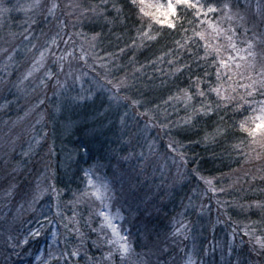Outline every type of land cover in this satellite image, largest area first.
<instances>
[{
	"label": "snow or ice",
	"instance_id": "snow-or-ice-1",
	"mask_svg": "<svg viewBox=\"0 0 264 264\" xmlns=\"http://www.w3.org/2000/svg\"><path fill=\"white\" fill-rule=\"evenodd\" d=\"M109 5H111V11H109ZM126 9L138 17L137 22L141 25L136 29V35L129 37L131 44L125 42L126 47L135 48L152 41L158 43V37L163 29L172 31L181 29L184 32V38L174 41L176 51L169 49L157 59L163 60L166 56H176L180 50L189 51L195 47L197 49L196 59L207 67L200 74L193 72L190 65L181 64L178 59L167 60V63L173 66V71L179 75L182 76L185 71L189 73L186 85H177L176 92L171 93L164 101L165 104L181 108L184 112V116L176 121L167 117L161 119L153 109H145L144 112H140L139 109L143 105L139 99L135 96H120L121 91H130L135 87L134 84L128 83L127 79H119L115 83L113 80H107V84L116 89V94L109 97L106 107L101 103V108L104 110L98 109L97 115L107 117L111 109V100L122 99L127 101L125 107L132 110L134 117H143L147 121L143 128L140 127L138 120L134 127H130L128 121L134 117H130L128 111L119 115L120 128L122 129L119 141L127 146V150L125 155L116 156L115 159L118 163L120 161L124 163L131 160L140 161L143 167L137 176H129L128 180L122 184L120 191L116 190L114 183L106 179L102 180L95 175L103 168L102 163L97 162L87 170L81 169L86 187L76 197V203L89 204V217L85 220V227L96 234L97 238L93 244L102 253L99 257L88 256L86 264H206L204 257L207 255V248L204 245L197 248L196 224L187 219L186 212L178 213L179 219L175 216L172 218L171 232V242L175 243L179 240L184 247L180 248V244H176V247L184 255L179 256V259L173 256L169 260L165 257L175 249L170 247L168 233L162 235L148 227L147 223L142 230L144 242L140 245L141 248H146L147 252L136 251L133 246L134 233L131 231V227L128 229L123 227L124 224L129 223L123 215L124 205L128 204L129 199L138 198L136 182L139 175L148 166H152L154 171L161 175L175 168V174L170 177L173 184L180 183L184 179L181 169L187 165L188 158L186 146L180 140L175 139L180 132L187 133L195 130L196 136H200L203 131L201 139L193 141L189 138L190 143L206 144L209 141L219 142L220 139H224L232 141L229 147L233 150L243 151L244 146L251 148L254 145H259L261 149H264V0H258L256 5H253L252 0H243L242 6L234 5L232 0H216V2L213 0H163V2L161 0H99L98 3H87L85 0H32L26 8L21 7L20 9L32 13L25 22L27 26L24 29V39L29 38L28 34L31 33L33 25L37 23L35 19L37 14L44 18L45 23H48L49 19L56 22V34L50 41L46 40L40 48L32 45V48L36 49L39 54L38 56L33 54L31 67L22 73L17 81H4L0 78V85L6 88L11 85L19 89L25 81L32 78L38 81L37 87L50 89L54 95H59L60 90L67 86V79H71L73 83L81 81L83 74H76L79 63L87 65L89 59L94 58L100 63L93 64V68L107 69L108 59L117 53H108L106 57H100L95 53L96 47L104 40L103 34L94 32L88 36L82 32H73L68 29L78 27L80 21L90 17L102 18L106 23L117 24L121 21V17L127 19ZM12 10L5 6V0H0V13H10ZM113 12L115 16H112ZM185 13L192 15L197 22L190 36L188 29L184 28L182 19ZM156 25L160 27L155 28ZM137 41H140L139 45ZM61 44L64 45L63 49L60 48ZM201 45L203 56L199 55ZM119 51L124 53L125 49L120 48ZM209 57H211L210 63ZM4 67L6 70L8 66ZM35 73L40 75L36 76ZM61 76L66 77L65 81H61ZM234 77L238 79L234 80ZM229 81L232 84H229ZM233 84L236 86L233 87ZM238 88L244 89V94L239 95V99L235 95ZM81 92L84 94L79 99L93 100L91 89L85 91L82 84ZM213 94L216 97L215 100H212ZM37 99L38 104L34 107L38 109L45 104V99L39 97ZM229 105H233L234 113H241L243 110V113L246 114L231 125L225 123L224 118L220 117V121L212 127L211 131L198 128L204 118L211 120L214 115L218 114L222 106L224 111H227ZM52 118V114L49 113V119ZM42 121L43 115H40V118L32 125L31 130L35 134L27 141L26 147L21 143L18 135L12 134V126L15 122H12V125H7L8 134L0 138V176L4 177L3 183H0V202H4L7 207L13 197L18 198V201H23L24 203H20L16 209L17 213L23 209L25 203L31 209L42 203L45 197L52 200L60 199L61 190L52 182L54 177L50 174L48 165H45V170L33 165V171L29 173L31 179L26 182L27 187L18 182L23 178L20 165L26 164L34 154L39 155L40 150L47 144L48 133L44 131L46 125L42 124ZM36 125H41L39 130ZM150 126L158 129L157 137L149 139L145 135ZM173 128L176 129L175 132L172 131ZM160 133L169 136L166 144L157 143ZM161 147L165 149L163 153L160 151ZM18 150L19 156L15 155ZM75 153L76 155L86 154L87 147L85 145L78 146ZM48 154H52L50 147ZM72 155L71 152L68 154L69 160L72 159ZM93 176H95V182ZM198 178L202 179L207 186L206 192L210 191L213 195L216 194L212 180ZM220 191L223 192V189ZM260 192V196L254 200L240 205L242 209L258 210L259 222L245 225L239 230L243 234L241 239L247 237V241L243 243L239 253H236L235 248L229 244L227 264H264V188ZM121 197H124L123 203ZM140 199L142 200V198ZM96 202H99L98 208L93 207ZM216 203L219 206L224 202L217 200ZM128 207L130 209L131 205ZM185 207H194L191 198ZM206 207L207 205L201 203V213ZM112 209L115 211L113 212ZM56 214L67 221L64 225L65 228L69 229V225H71L69 230H74L82 240L81 245L73 247L71 250L65 249L57 257V264H61V261L62 264H73V261L78 264L84 233L79 227L80 221L77 218L75 206L72 217H63L59 210ZM93 216L99 219V223L95 227H93ZM12 219H18V215L14 214ZM116 220L121 221V224L115 223ZM45 221L51 224V220L47 216L43 220L37 217L34 222L39 225L38 228L29 227L27 231L17 230L15 236L9 232L5 243L15 252L17 247L28 244L29 238H38L41 235ZM22 223H31V221H22ZM236 235L237 229H233L231 233L233 240ZM187 241H192L191 249L188 248ZM233 254H236L234 261ZM49 255L51 256V253ZM193 256L199 257V261L194 260ZM43 264H48V261H43Z\"/></svg>",
	"mask_w": 264,
	"mask_h": 264
},
{
	"label": "trees",
	"instance_id": "trees-1",
	"mask_svg": "<svg viewBox=\"0 0 264 264\" xmlns=\"http://www.w3.org/2000/svg\"><path fill=\"white\" fill-rule=\"evenodd\" d=\"M85 2L98 3L99 0H85ZM213 2H216V0H213ZM232 3L234 5L240 4L241 6L243 4L242 0H232ZM109 11H111V5H109ZM125 15L127 16V19L121 17V21L117 24L106 23L102 18L90 17L80 21L78 27L70 28L73 32L79 31L88 36H91L94 32L102 33L104 40L95 49V53L100 57H106L108 53H117V55L108 59L107 69L100 67L93 68V64L98 65L100 63V61H97L94 58L89 59L86 67L95 77L106 83L107 80H113L115 83L116 80L127 79L128 83L134 84L135 87L130 91H121L119 93L120 96H135L139 99L143 105L139 109L140 112H144L145 109H153L155 113L159 114L161 119L167 117L172 121H176L184 116V112L181 108H175L165 104L164 101L167 100L171 93L176 92L177 85H186V82L189 79V73L185 71L182 76L179 75V73L173 71V66L169 65L167 60L178 59L181 64L190 65L193 72L200 74H202L203 69L207 67V65L200 64L196 59L195 52L197 49L195 47L191 48L189 51L180 50L177 52L176 56H166L163 60L157 59V57L168 52L169 49L176 51L174 41H180L184 38V32L181 29L176 31L163 29L158 37V43L152 41L135 48L126 47L125 42L131 44L129 37L135 36L136 29L141 25L137 22L138 17H136L134 13L129 12L126 9ZM112 16H115L114 12L112 13ZM73 19L75 18L73 17ZM109 19H111V17H109ZM182 19L184 20V28L188 29V35H192V31L197 23L194 17L185 13ZM36 22L37 23L33 25L31 32L38 36L39 44L43 41V34H46L47 32H45L46 27L43 25L44 18L40 14H38ZM154 27L159 28L160 26L156 25ZM20 36L23 37V32L20 33ZM24 40L21 42L23 44V50H30V45L25 46L26 41ZM32 42L33 41L29 39L28 43ZM137 44L139 45L140 41H137ZM120 48L125 49L124 53H120ZM12 52L13 59L2 66L0 69V78L4 81L11 80L15 82L25 71L23 60L28 58L31 60V55L26 54L25 56L17 58L19 51L14 52V50H12ZM190 52L192 53L191 55ZM199 55H204L202 45L199 48ZM210 62L211 57H209V63ZM19 64L21 65L19 66ZM5 65L10 66L9 72L1 75L4 72ZM18 66L21 67V73ZM15 67H17L16 70ZM137 69H139V71H136ZM177 77H179V79H177ZM214 79L215 77L213 75V80ZM236 79L238 78L234 77V80ZM228 83L232 84L231 81ZM107 85L116 94V89L112 88L109 84ZM232 86L235 87L236 85L233 84ZM27 87V81H25L23 87H20L19 89L12 87L11 85L7 88L0 85V97H3L5 101L9 103L10 109L7 115L2 114L3 111L0 110V138H3L8 134L7 125H12V122L16 121L14 126H12V134L18 135L21 143H23L25 147L27 146V141H29L35 134L31 130L32 125L34 124L33 122H36L40 118V116L36 117L33 115L30 116L29 119L24 117L19 118L21 116L19 115L20 111L22 112L23 107L26 108L29 104L26 95H24L28 92ZM21 88H24V90H21ZM51 92L50 89H46L44 92L39 93V97L41 98L43 96L41 99H45V104L36 110L40 111L42 113L41 115H43V121L41 123L46 125L44 131L48 133L47 144L40 150L39 155L34 154L32 159L26 164L20 165L23 171V178L18 182L27 187L26 182L31 179L29 173L33 171V165H37L38 167L43 165L50 166V173L54 177L52 182L61 190V195L59 200H52L45 197L43 202L39 203L40 209L44 207V205H50L53 219L56 221L59 230L58 254L52 261L48 262V264H57V257H59L65 249L71 250V248L79 246L82 243L81 237L74 230H69L72 226L69 225V229H66L64 225L67 221L56 214L59 210L63 217H72L74 206L77 218L80 221L79 227L81 232L84 233L83 246L81 248V256L78 258V264H86V258L88 256L99 257L102 253L93 244V241L97 238L96 234L92 233L87 227H85V220L89 217V204L83 202L76 203V197L79 196L81 190L84 189L81 177L80 175L64 174L59 167L62 148L58 143L62 138L56 134L58 129L57 124L59 123L57 122L58 118H56V121L49 119V113L53 114L52 105L55 102L54 97H56V95H51ZM242 94H244V89L238 88L237 93L235 94L237 99H239V95ZM257 98L259 99L260 97ZM215 99L216 97L213 94L212 100ZM125 102L127 104V101ZM244 114L246 113H243V110H241V113H234L233 105H229L227 111H224L222 106L218 114L214 115L211 120L204 118V120L199 123L198 128L204 131H211L212 127L220 121V117L224 118L225 123L231 125L233 122L242 119ZM137 119L143 123L147 122L143 117H137ZM40 127L41 125H36L37 130H39ZM152 128L157 135L158 129L154 127ZM81 131L76 130L75 135ZM172 131L175 132L176 129L173 128ZM120 135L121 133L118 135V139L113 138V132L110 131L109 136H107L106 139L104 138V142L108 145V149L98 155V161L100 163H102V161L107 162L111 167L117 163L115 157L119 154V147L121 149L123 148V144L119 141ZM169 135H171V133H169ZM103 136L104 134L102 131L100 137L103 138ZM202 136L203 131L200 133V136H196L194 130L187 133L180 132L179 135L175 137V139L180 140L181 143L186 146V156L188 158L185 178L178 183L180 185L179 188L175 186L171 191L165 193V188L159 186L162 189V192L158 195V192L155 190L156 188L154 186L152 187L154 181L147 180L144 184L145 190L137 193L138 198L129 199L128 204L124 205L125 208H128V205H130L131 202H138V208L133 217L135 220L134 222H131L130 220L131 231L133 232L134 228L137 229L133 236V246L136 251L144 250L140 245L144 242L142 230L145 223H147L148 227L160 232L162 235L168 233L170 247L175 249V251H171L169 255L165 257L166 259L170 260L173 256H176L179 259V256H183L184 253L176 247V244H180V241L177 240L175 243L171 242V232L172 218L175 216L179 219L180 217L178 216V213L186 212L187 219L194 221L196 226L203 224L205 219L208 220L206 223L208 224V228L210 226L213 228L214 226V232H209V234H207L206 241V244H208L207 248L209 247L214 252L212 258H204L206 264H227L229 256L224 260H221L220 253L228 255L227 249L229 241L228 238L224 236L221 243L218 244V229L225 227V229L231 231V233L233 232V228L237 229V235L234 240L235 244L232 247L235 248L236 253H239L243 243L247 241V237L241 239L243 234L239 230L245 225L259 222L260 214L258 210L242 209L240 205L247 204L250 200H254L257 196H260V190L264 188V179H262V177H264V149H261L259 145H254L251 148L244 146L243 151L233 150L229 147V144L232 141L224 139H220L219 142L209 141L206 144L190 143L188 140L190 138L195 141L201 139ZM69 138L71 139V137ZM168 139L169 136L160 133L157 143L166 144ZM119 143L120 146L116 149V144L119 145ZM113 144H115L114 147ZM49 147L52 149L51 155L48 154ZM112 148L113 150H116L117 155L113 153ZM160 150L165 151L162 147ZM245 153H248V155H245ZM15 155L19 156V150ZM107 156H109V159L105 160ZM13 163H15V161H13ZM110 175L112 174L107 175V177ZM198 177L212 180L213 187L216 189V194L213 195L210 191L206 192L205 189L207 186L204 184L203 180ZM139 178L142 179L141 177ZM139 178L136 182L137 186ZM2 180L4 181V177L0 176V183H2ZM147 184L150 185L148 188H146ZM220 189H223V192H221ZM140 198H142V200ZM190 198L192 199L194 207H185L189 204ZM123 199L124 197L121 198V200ZM217 200L223 201L224 203L218 206L216 203ZM16 201L19 204L23 203V201H18V198H16ZM201 203L207 205L203 213L199 212L198 209V204ZM97 204V206L94 205L93 207L98 208L99 203ZM43 210L44 209L42 208L41 212H43ZM125 212L127 211L125 210ZM204 214L206 216H204ZM129 215L130 211L128 209V216ZM32 217V214L28 213L27 208L23 213L22 218H19L20 225L17 224L19 226L15 229V232L24 229V226L27 227V230L29 227L32 228L34 226V222L31 220ZM22 221H31V223H22ZM92 221H94L93 227L99 223V219L95 216L92 217ZM228 234L229 233L227 232V235ZM5 240L6 236L1 235L0 264H41L43 257H37L40 249L39 244L41 241L43 242L42 244H46L49 241L47 237L44 238L43 236L42 238L40 236L38 238H29L28 244L17 247L15 252H13L5 243ZM186 243L188 246V241ZM49 245V243L46 244L45 250L48 249ZM219 245L223 249H219ZM183 247L184 245L180 244V248ZM232 259L233 261L236 259V254H233ZM73 264H77V262L73 261Z\"/></svg>",
	"mask_w": 264,
	"mask_h": 264
},
{
	"label": "rangeland",
	"instance_id": "rangeland-1",
	"mask_svg": "<svg viewBox=\"0 0 264 264\" xmlns=\"http://www.w3.org/2000/svg\"><path fill=\"white\" fill-rule=\"evenodd\" d=\"M32 0H5V6L8 8H12L13 10L8 13H0V69L2 66L6 63H9L13 59V52L19 51V55L17 58H20L22 56H25L26 54L31 55V60L25 59L23 60L25 64V71L28 70L29 67H31L34 53L38 56V52H36V49H33L31 45H36L37 48H40L41 45L45 44L46 40H51L52 37L56 34V27H55V21L49 19L48 23H43V25L46 27L45 32L46 34H43V41L38 44V36L34 33H30L29 38L27 40H24V29L27 26L26 25V19L28 16H31V12H26L20 10L21 7L26 8L28 4H30ZM163 2V0H161ZM243 2V0H242ZM258 0H252L253 5H256ZM255 10V8H254ZM59 14V13H58ZM38 14L36 15L35 19L37 18ZM70 30V29H68ZM23 32V37L20 36V33ZM22 39V40H21ZM29 39L32 40V43H28ZM67 39V37H65ZM21 40V41H20ZM25 42V46L30 45V50H23V44L22 41ZM11 46V48H10ZM64 45L61 44L60 48L63 49ZM12 49V50H11ZM29 55V56H30ZM9 57H11V60H9ZM21 64H19L20 66ZM18 66V67H19ZM87 65H84L83 63H79L76 68V74H83L82 79L80 82L73 83L71 79H67V86L60 90V94L56 95L55 102L52 105L53 110V121H56V118H58L59 122L57 124V135L62 138V140L58 143L59 146L62 148V154L60 157V163L59 167L61 169V172L68 175H80L81 182L83 183L82 186L86 187V181H84L83 172L81 169H89L93 165H95L98 161V155L103 153L108 149V145L104 142L106 137L109 136V132H113V138L118 139V135L121 133L122 129L120 128V120L119 115H123L125 111H128L130 114V117H134V114L132 113V110L130 108H126V102L124 100H111V109L109 111V114L107 117H100L97 115V110L103 111L104 109L101 108V103L106 107L109 103V97H112L115 95V93L108 87L107 83L101 79H98L95 77L91 71L86 67ZM9 67L1 74H6L9 72ZM17 67H15V70ZM21 73V67L18 68ZM19 73V75H20ZM34 75L39 76V73H35ZM61 81H65L66 77L61 76ZM81 84L83 85V89L87 91L88 89H91L93 100L84 101L79 99L81 95L84 93L81 92ZM24 85V84H23ZM21 85V87H23ZM27 90L28 92H22L25 93L26 99L29 102V104L25 107H23L22 112L20 111L21 115L19 118H26L29 119L30 116H36L39 117L42 113L40 111H36L37 108L34 106L37 105L39 97V93H42L46 90V88H39L37 87L38 81L33 80L32 78L27 81ZM35 88V90H34ZM21 90H24V88H21ZM20 90V91H21ZM1 95V94H0ZM44 95V94H43ZM51 95H54L53 92H51ZM40 98V97H39ZM43 98V96L41 97ZM76 98V99H74ZM94 101V102H93ZM5 99L0 97V110L3 111L2 114L7 115L10 111L9 109V103L6 102ZM45 112V111H44ZM37 119V118H36ZM137 117L130 118L128 123L130 127H134L135 122L137 121ZM139 121V120H138ZM12 122V121H11ZM10 122V124H11ZM16 122V121H15ZM35 124V122H33ZM140 127L143 128L144 124L143 122L139 121ZM55 125V123H54ZM76 130L81 131L78 132L77 135H75ZM103 131V138L100 137V133ZM75 135V136H74ZM145 135L151 139L153 137H157L156 133L154 132V129L152 127H149ZM71 137V139L69 138ZM105 138V139H104ZM68 139V140H67ZM85 145L87 147V153L86 154H80L76 155L75 149L78 146ZM115 144H113L114 147ZM116 149L120 146L116 144ZM113 150V148H112ZM127 146L123 145V148L121 149L119 147V154L118 156H123L126 154ZM139 151V149H137ZM161 151V150H160ZM72 153V159H68V154ZM162 153L164 151H161ZM113 153L117 155L116 150H113ZM109 156L105 158V160H108ZM117 162V159H116ZM171 163V161H169ZM103 168H101L99 173H96V176H99L102 180L106 179L107 181H110L115 184V188L117 191H120L122 184L126 182L129 178V176H137L138 173H140L141 168L143 165L140 161L131 160L127 163H124L123 161L117 162L112 167L107 162H103ZM41 170H45V166L39 167ZM181 171L184 173V176L186 174V166L181 169ZM176 172L175 168H172L170 172L166 171L164 175H161L159 172L154 171L152 166H148L143 173L139 175L142 179L139 178L138 186L136 188L137 193L140 191H144L145 187L144 184L147 182V180H153L154 182L151 184L152 187L154 186L156 191L158 192V195L162 192V189L159 186H163L164 192L167 193L168 191H171L175 186L177 188L180 187L178 183L173 184L170 177L174 175ZM51 174V173H50ZM110 175L107 177V175ZM185 178V177H184ZM94 182H95V176H93ZM184 180V179H183ZM182 180V181H183ZM159 181V182H158ZM3 183V180L1 181ZM156 184V185H155ZM150 185L147 184L146 188H148ZM122 198V197H121ZM123 203V200H121ZM24 203V202H23ZM99 202H96L95 206H97ZM131 208H125L127 212L123 215H125L126 219L129 221V223L124 224V229H128L131 227V222H134L135 218L134 215L136 214V209L138 208V202H131L130 203ZM200 205L198 204V209L200 211ZM25 207L20 210L19 213L16 212V209L19 207V203L16 201V197L12 198V201L8 202L7 207H5L4 202H0V236H6L9 232L13 233L15 236L16 232L15 229L18 228L20 225L19 218L23 216V213L28 208L27 204H24ZM94 206V205H93ZM99 207V206H98ZM44 209L43 212H41V209ZM40 209L39 204L35 205L33 208H28V213L32 214L31 220L34 222L35 218L39 217L41 220L44 219L45 216L48 217L49 220H51V224H49L47 221L44 222V227L41 230V235L45 238H48V242L50 245L47 250L46 244H42L43 242H40V249L37 257H43V261H52L53 258H55L58 254L57 248L59 244V230L56 221L53 219L52 212L50 210V205H44ZM128 209L130 211V215L128 216ZM114 212L115 209H112ZM32 212V213H30ZM18 215V219L13 220V215ZM204 216H206L204 214ZM30 220V218H29ZM203 224L196 226V246L199 248L201 245H204L206 248L208 244L207 242V234L209 232H214V226L211 228V226L208 228V222L207 219L204 220ZM115 223L118 225L121 224V221L116 220ZM19 224V225H17ZM215 225V224H214ZM39 225L34 222V226L32 228H38ZM218 229V228H217ZM235 229V228H233ZM232 229V230H233ZM27 231V227L24 226V229H20V231ZM136 228L133 229V233H136ZM219 237H218V244L221 243L222 238L225 236L228 238L229 244L233 246L235 244V241L232 239L231 231H227L225 227L218 229ZM227 232L229 233L227 235ZM4 233V234H3ZM55 233V235H53ZM213 235V234H211ZM45 240V239H44ZM43 240V241H44ZM219 249H223L220 245L218 246ZM188 248H192V241H188ZM210 248H207V255L205 257L212 258L213 256V250H209ZM138 252H147V249L143 251ZM51 253V256L49 255ZM204 257V258H205ZM228 255H224L220 253V259L224 260ZM197 256H193L194 260L198 261ZM43 261L41 264H43Z\"/></svg>",
	"mask_w": 264,
	"mask_h": 264
}]
</instances>
